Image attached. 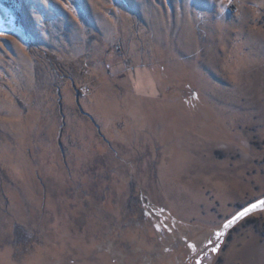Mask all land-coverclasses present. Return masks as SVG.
<instances>
[{"label": "rangeland", "instance_id": "1", "mask_svg": "<svg viewBox=\"0 0 264 264\" xmlns=\"http://www.w3.org/2000/svg\"><path fill=\"white\" fill-rule=\"evenodd\" d=\"M262 201L264 0H0V264H264Z\"/></svg>", "mask_w": 264, "mask_h": 264}, {"label": "snow or ice", "instance_id": "2", "mask_svg": "<svg viewBox=\"0 0 264 264\" xmlns=\"http://www.w3.org/2000/svg\"><path fill=\"white\" fill-rule=\"evenodd\" d=\"M261 204H264V201H262ZM255 207H256V205H253L252 208L244 209L243 211L237 213V215L234 216V217L232 218V220L228 221V223H226V224L224 225V227L227 228V227L231 226V225H232L233 223H235L237 220H239V219L243 218L244 216L248 215L249 212L252 211ZM222 235H223L222 232H221V233H217V237H220V236H222ZM213 251H216V249L213 248Z\"/></svg>", "mask_w": 264, "mask_h": 264}]
</instances>
